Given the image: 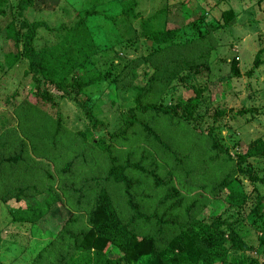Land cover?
<instances>
[{
	"label": "trees",
	"instance_id": "obj_1",
	"mask_svg": "<svg viewBox=\"0 0 264 264\" xmlns=\"http://www.w3.org/2000/svg\"><path fill=\"white\" fill-rule=\"evenodd\" d=\"M166 1L141 18L121 2L106 17L92 0L84 16L99 24L89 28L86 18L58 23V11L42 13L36 0H0V36L12 45L0 69L21 83L0 93V264H264V135L235 152L217 140L224 115L256 108L213 107L206 87L215 79L226 88L222 65L238 76L234 53L218 50L231 45L219 35L238 8L215 0L222 11L212 21L206 0H184L171 28ZM263 58L264 48L246 74ZM25 80L32 91L21 96ZM97 86L111 103L129 93L131 105L100 120L86 94ZM178 88L191 95H168ZM62 102L89 128L72 131ZM244 178L254 193L245 214Z\"/></svg>",
	"mask_w": 264,
	"mask_h": 264
},
{
	"label": "rangeland",
	"instance_id": "obj_2",
	"mask_svg": "<svg viewBox=\"0 0 264 264\" xmlns=\"http://www.w3.org/2000/svg\"><path fill=\"white\" fill-rule=\"evenodd\" d=\"M100 3L102 8L101 12L106 17H113L119 10L117 9L115 3H123V4H135L136 10L139 11L141 18L146 17V15H152L156 10H158L166 0H97ZM184 0H167L166 3L170 12L166 16H172V19L176 22L171 23V28L178 27L181 22V7L179 5L182 4ZM111 2L113 4H111ZM92 0H36L35 4L41 9L42 13H52L51 11H58V18L56 21L58 23H68L72 22V20H76L75 18H86V25L91 28L95 26V23H98L94 17H86L84 16V12L90 6ZM228 4L230 7L236 8L237 12L236 16L227 22L225 25V30L222 31L219 35V40L221 43L225 45L231 44L229 47L223 46L218 50L223 49L221 51V55L229 56V52L234 53V57L236 59V64L234 65L235 69L238 72V76H228V65H222L220 67L221 73L224 80L227 81L226 88H223L221 84L214 79L209 82L206 87L208 88L209 95L208 100L211 102L212 106L217 107L222 110L236 111L240 108H256V112L253 117L245 116V117H235L233 120H229L227 115H224L225 122L221 125V130L219 132L220 136H218L217 140L222 141L224 145H232L234 148L230 149L231 152H235L236 150L241 151V144L250 143L255 141V139L261 140L264 135V63L253 70L250 74H246L247 70L250 68L252 64V59L254 53L264 48V0H228ZM200 5L206 6L207 9V19L212 21H217L220 18L221 11L216 9L215 0H206L201 1ZM236 5V6H235ZM63 10V11H62ZM65 10V11H64ZM184 17V15H183ZM74 18V19H73ZM5 19L0 17V26L3 24ZM46 20V19H45ZM53 19L46 20L50 26L54 25ZM138 20V19H136ZM133 20L131 23L132 28H134L137 24V21ZM170 21V19H168ZM56 22V23H57ZM99 24V23H98ZM178 24V25H177ZM98 27V26H96ZM123 25L117 22V30L122 31ZM103 29H107L104 27ZM120 34V33H118ZM98 34H95V37ZM110 39V38H108ZM99 43L105 44L103 38H101ZM231 42V43H230ZM12 48V45L8 42H5L4 39L0 36V63L2 64L4 60V54L8 53V51ZM128 55V54H127ZM126 55V57H127ZM130 57V55H129ZM119 60V59H114ZM264 61V58H263ZM16 67L15 69H17ZM18 71V70H17ZM16 71V72H17ZM20 72V71H18ZM10 73H3L2 69H0V82H3L2 89H0L1 94H9L13 89H17L19 83V79L16 76L11 75ZM24 84L21 85V96H25L27 93L32 91V84L30 81H24ZM100 86L94 88L90 87L87 89L86 94L88 95L90 101L93 102L92 111L97 118L100 120L105 119L107 121H111L114 113L118 111H123L125 106H127V102L131 105V98L127 92L120 94L118 92L116 95L118 99L114 98V102H110V98L108 97L109 93H101L99 90ZM168 95L175 98L180 96L182 98H186L191 95L189 91L178 88L176 91H168ZM165 98H167L165 96ZM219 100L217 101V99ZM127 101H120V100ZM121 104V107L120 105ZM119 105V108H118ZM62 116L63 122L68 124V127H72V131H76L80 129V125L84 128H89V122L83 116L82 110L78 109L75 105H72L69 102H62ZM203 122H208L207 119H204ZM205 124V123H203ZM86 135L88 142L91 138H96V135L92 134L91 131ZM180 134L185 136L182 130H180ZM74 138H77L74 136ZM187 138V137H186ZM188 139V138H187ZM264 140V138H262ZM86 140V139H85ZM177 141V138H174V142ZM200 139L198 141H193L192 145H194V160L193 163L196 166L197 160L200 157L197 152L200 150V146H202ZM124 145L123 142H121ZM237 144V145H236ZM239 144V145H238ZM133 147L131 146V149ZM125 149H129V146L125 144ZM127 150V151H129ZM57 154H52V156H56ZM60 156L57 158L59 160ZM59 162V161H58ZM62 163L59 162V166ZM179 175L180 171H177ZM240 179V175H238L237 180ZM243 190L246 193L247 200L243 207V214L247 211V209L253 203L251 199H253L254 193L252 190V186L248 183V181L244 178L242 179ZM263 192V191H262ZM264 193V192H263ZM252 202V203H251ZM264 205V200L262 201ZM4 206L0 203V221L1 225L5 222L4 215ZM55 213L59 215H65V211L60 208H55ZM53 211V212H54ZM239 214L235 217L238 218ZM5 245L2 247L4 248ZM29 247V246H28ZM35 247V246H34ZM36 249V247H35ZM4 251V249L2 250ZM7 262L8 260H4Z\"/></svg>",
	"mask_w": 264,
	"mask_h": 264
},
{
	"label": "water",
	"instance_id": "obj_3",
	"mask_svg": "<svg viewBox=\"0 0 264 264\" xmlns=\"http://www.w3.org/2000/svg\"><path fill=\"white\" fill-rule=\"evenodd\" d=\"M147 44L149 45V42Z\"/></svg>",
	"mask_w": 264,
	"mask_h": 264
}]
</instances>
